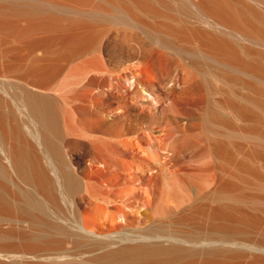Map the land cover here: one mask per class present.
I'll return each instance as SVG.
<instances>
[{"label":"bare ground","instance_id":"1","mask_svg":"<svg viewBox=\"0 0 264 264\" xmlns=\"http://www.w3.org/2000/svg\"><path fill=\"white\" fill-rule=\"evenodd\" d=\"M166 53L182 65L171 90L186 104L152 151L167 197L124 225L118 215L100 230L83 225L56 92L89 55L129 77L130 65ZM133 92L122 95L129 130L141 119ZM202 137L187 169L171 171L161 148ZM203 156L212 165L193 168ZM68 239L97 248L83 255ZM0 264H264V0H0Z\"/></svg>","mask_w":264,"mask_h":264},{"label":"rangeland","instance_id":"2","mask_svg":"<svg viewBox=\"0 0 264 264\" xmlns=\"http://www.w3.org/2000/svg\"><path fill=\"white\" fill-rule=\"evenodd\" d=\"M178 66L182 67L176 56L166 53L145 64L130 65L128 77L126 71H109L104 60L92 54L79 60L63 78L56 92L65 123L63 146L73 170L82 180L75 199L80 202L79 220L83 225L100 230L109 222V216L118 215L114 223L121 226L141 217L160 196L167 197L168 187L154 177L164 160L154 159L152 151L170 140L175 130L169 118L178 116V109L186 106L171 90ZM94 75L106 79L107 85H90ZM117 82L121 83V95L114 89ZM129 89L134 91L135 113L141 115L135 130L121 123L125 104L122 95ZM109 90L119 94L120 101L108 99ZM203 138L180 152L162 147L161 153L168 157V168L187 169L184 168L190 164L187 155L201 147ZM211 160L209 156L200 157L192 163L193 168L209 167ZM44 163L50 169L47 159ZM51 175L54 176L52 171ZM194 191L188 192L194 195ZM192 201L193 198L187 200ZM164 202L169 209L178 205L175 200L164 199ZM59 215L72 221V206L62 201ZM63 218L60 220L66 225ZM152 229L154 226L148 230ZM70 242L68 239L66 245L83 255L97 248L86 239L80 240L78 246Z\"/></svg>","mask_w":264,"mask_h":264}]
</instances>
